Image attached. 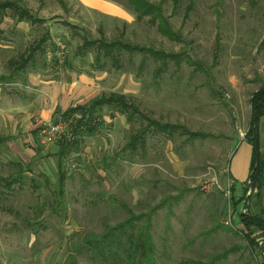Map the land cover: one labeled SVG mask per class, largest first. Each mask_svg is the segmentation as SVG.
Returning <instances> with one entry per match:
<instances>
[{
  "label": "rangeland",
  "instance_id": "1",
  "mask_svg": "<svg viewBox=\"0 0 264 264\" xmlns=\"http://www.w3.org/2000/svg\"><path fill=\"white\" fill-rule=\"evenodd\" d=\"M20 1L45 24L23 23L18 28L6 17L1 25L5 34L0 40V75L8 73L7 60L22 54L45 29L51 38L45 53L36 59L59 73L55 78L65 73V64L76 68L77 74L93 71V53L75 54L84 38H122L132 45L185 53L199 64L195 73L196 68L183 60L179 70L170 64L167 72L155 78L157 64L152 59L140 72L141 56L128 62L126 55L121 70H105L99 91L124 93L148 117L208 137L185 144V137L177 134L172 138L149 134L143 158L135 155L130 160L121 152L130 125L105 107L106 128L86 137L78 153L64 157V205L54 214L49 207L54 198L51 189L34 191L30 179L43 182V173L54 183L53 154L71 121L62 122V131L52 132L51 140L42 144L41 131L58 118L44 122L37 133L43 159L11 189L0 183V264H66L70 259L75 264H93L86 255L72 252L82 236L122 221L127 208L145 214L162 203L151 216L157 264L205 263L226 252L217 264H261L258 251L250 250L236 232L242 227L229 219L231 199L217 188L205 191L202 184L213 174L221 185L230 177V156L249 126L250 97L264 85V0H194L187 19L184 14L190 0H181L176 8L172 0H148L162 3L181 42L160 35L147 18L137 22L132 12L112 0L97 1L124 8L125 17L101 14L90 4L96 0ZM138 127L135 123L134 128ZM259 135L264 156V118ZM12 157L1 145L0 178L16 171L10 164Z\"/></svg>",
  "mask_w": 264,
  "mask_h": 264
},
{
  "label": "trees",
  "instance_id": "2",
  "mask_svg": "<svg viewBox=\"0 0 264 264\" xmlns=\"http://www.w3.org/2000/svg\"><path fill=\"white\" fill-rule=\"evenodd\" d=\"M135 15L136 21L141 22L147 18L150 26L154 27L157 32L172 42H181L180 33L173 30L168 18L164 15L162 3H151L148 0H112ZM181 0H172L173 7L180 5ZM194 0H190L184 14L187 19L192 9ZM11 17L15 23L26 22L30 26H43L45 21L35 16L29 9L24 7L20 0L0 1V40L4 39V31L1 28L6 17ZM50 40L49 32L44 30L41 37L31 43L22 54L16 58H11L7 67L8 76L0 77V83H13L17 76L24 73L29 66L36 62V57L45 53L46 45ZM89 53L94 54L93 68L97 70H121L124 67L123 58L127 55L128 62L137 55L141 56L138 71H142L147 66L148 59H152L155 64L154 77L158 78L169 70L170 64H173L176 70H179L183 60L196 69L200 68L199 64L191 61L189 55L185 53H167L162 50H155L151 47L132 45L122 38L107 41L104 38L90 40L84 38L83 43L76 49V55L83 57ZM250 104V121L249 126L244 134V138L252 147V162L250 174L248 176L247 189L256 190L258 197L261 199V191L264 188V156L260 152L259 143V123L264 117V85L255 91L249 100ZM118 113L126 118L130 125V131L121 152L126 155L127 159H133L135 155L142 158L146 149L147 136L162 134L167 137L179 135L185 137L184 143L195 140H204L208 137L205 133H193L186 128L161 123L152 119L141 112L139 106L130 97L121 94L111 93L102 95L85 106H76L68 109L59 116L60 122L71 121L66 135L59 143V150L56 158V179L54 183L45 174L41 173L40 177L43 182L33 178L30 179L31 187L34 191H40L42 188L51 189L52 199L51 212L56 214L64 205L65 185L67 175L63 170V158L70 153H78L81 142L86 137L96 136L102 129L106 128L103 117V108ZM110 117H114L113 114ZM57 119V120H58ZM55 120L54 125L59 121ZM135 123H139L138 128H134ZM8 138L0 137V146L5 145ZM39 154V152H38ZM116 155L114 157H118ZM115 158L112 159L114 161ZM16 167V171L7 178H0V183L6 189H11L13 185L23 181L25 172H32L33 163H23L19 160H13L10 163ZM106 168V167H104ZM233 190V189H232ZM164 203L155 206L150 212L145 214H135L131 209H126V218L113 226L105 225L100 233H88L82 236L78 245L74 244V253L86 255L93 264H157L156 247L151 235V216ZM235 205V203H234ZM264 213V211H263ZM243 230H236L246 241L250 250H257L261 258V264H264V218L244 214L240 216ZM257 229L262 234V242L259 244L255 238L252 229ZM227 256V252L212 257L209 261L197 262L196 264H217ZM66 264H75L68 260Z\"/></svg>",
  "mask_w": 264,
  "mask_h": 264
},
{
  "label": "crops",
  "instance_id": "3",
  "mask_svg": "<svg viewBox=\"0 0 264 264\" xmlns=\"http://www.w3.org/2000/svg\"><path fill=\"white\" fill-rule=\"evenodd\" d=\"M90 4L105 16L119 18L127 15L126 10L116 4L110 5V3L97 0L90 2ZM23 23L26 22H14V25L19 28ZM49 37L51 38L50 34ZM9 60H7L6 66ZM37 60L24 73L19 74L15 82L0 83V137L8 138L5 145L14 160L33 164L43 159L37 141V133L44 122H48L52 118H59L62 113L70 108L85 106L102 95L115 93L127 96L119 92L100 93V82L106 78V72L93 68V60L91 62V70L93 71H89V73L77 74L76 68L65 64L62 65L65 73L56 78L53 76H59V73L54 74L53 70H48L45 63L39 65ZM8 74L9 69L7 74L0 75V77L8 76ZM263 118L260 120L259 129ZM124 121L126 122L125 117ZM58 150L59 146L53 154L55 168ZM252 155V147L243 137L236 142L228 163V173L234 181L233 196L231 197L233 212L229 219L242 227V230L241 215L247 213L264 218V188L261 191V199L256 190L247 189ZM63 164L64 158L62 167ZM252 231L255 240L261 244L262 234L255 228Z\"/></svg>",
  "mask_w": 264,
  "mask_h": 264
},
{
  "label": "built area",
  "instance_id": "4",
  "mask_svg": "<svg viewBox=\"0 0 264 264\" xmlns=\"http://www.w3.org/2000/svg\"><path fill=\"white\" fill-rule=\"evenodd\" d=\"M63 123L58 122L57 124H53L51 127H48L43 129L41 131L42 133V144H45L46 141L51 140L50 137H52V132H59L60 130L62 131ZM60 135V139L66 135L63 132ZM218 176L216 174H213V177L210 180L204 181L202 184V188L205 189V191H209L211 188H217L219 191L223 192V194L226 197H229L231 199L232 197V189L234 187V181L229 177L227 178L226 182L224 185H221L218 180Z\"/></svg>",
  "mask_w": 264,
  "mask_h": 264
}]
</instances>
